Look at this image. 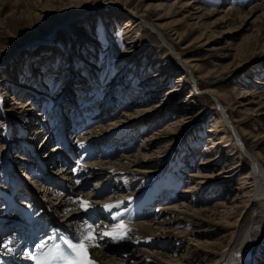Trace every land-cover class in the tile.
Masks as SVG:
<instances>
[{"label":"rangeland","instance_id":"1","mask_svg":"<svg viewBox=\"0 0 264 264\" xmlns=\"http://www.w3.org/2000/svg\"><path fill=\"white\" fill-rule=\"evenodd\" d=\"M107 1L97 0L99 3ZM117 1L112 4L113 7L126 9V17L132 15L139 18L141 23L139 22L137 29L141 31L143 39L140 43L144 42L146 46L143 56L136 59L139 61L135 66H125L127 70L124 74L121 71L124 65H115L125 52L124 44L130 41H126L123 34L126 19H112V13L118 12L117 9L102 4L95 8L93 0H88L84 3V7L88 9L87 14L65 19L75 12L76 6L70 0H0V222H11L5 216L7 212L12 214L14 211L13 205L17 200L10 193L16 186L20 187L22 183L34 185L38 194H46L31 182L38 171L33 169V164L29 168L32 171L30 180L24 176L28 171L25 172L20 163L28 165L32 158L28 157L31 155L27 153L23 140L30 139L34 128H37L38 118L39 122L49 120L52 122L50 127L53 128L52 139L50 136H42L32 148L39 151L51 149L60 139L56 133L62 107L67 110V116L72 108L68 103L76 101L74 111H77V115L80 113L78 118L83 114L88 122L87 128L84 127L79 135L100 136L99 129L96 133L92 132L99 125L106 127L105 130L113 131L111 138L93 144L98 152L97 157L87 163L75 162L82 164L74 167L76 171H80L86 164L96 165L99 161L112 163L130 155L134 157L130 161L142 163L149 174L110 179L111 185L118 188V191L124 188L121 195L127 202L121 209L113 210L116 211L115 214H121L119 220L113 221L108 217L113 212H106L109 222L106 221L105 224L114 226L122 221L127 228H133L136 223L144 222L146 225L165 208L180 206L161 217V222L167 223L165 227L176 222L172 224V228L162 231L163 234L158 233V236L162 234L164 237L162 241H168L170 245L153 243L151 246H141L140 250H135L137 258L156 264L150 258L152 254H163L165 251L175 261L170 264H234L230 255L233 252L230 253L229 249H236V253L242 251L243 261L238 264L246 263L245 256L249 252L246 256L249 264H264V220L262 222L260 219L262 210L258 205L246 209L250 196L245 195L240 184V179L251 173L253 166L245 150L252 151L264 168V139H259L264 136V108H260L261 101L264 102V85L261 84L264 83V11L238 23L236 33L229 36H224L228 26L220 25L215 29L220 11L228 6L248 12L255 3L262 1ZM188 1H193L196 5L183 10V5ZM160 3L174 6L170 11H159L157 4ZM198 6L207 8L206 14L210 12L205 15L203 22L191 18ZM88 20L90 28L85 25ZM147 23L167 34L169 42L178 53H169L161 37L150 30ZM163 25L168 26L164 29ZM175 30L184 36V41L175 39L172 34ZM202 35H205L204 42H195ZM31 42L37 43L26 48ZM178 54L183 59L194 60L192 65H197L198 69L194 68L193 75L187 73ZM168 56L170 69L165 66ZM28 60L31 63L29 67ZM149 64H152L151 67ZM161 69L168 72L166 80L158 77L155 78L157 80L147 81ZM184 73L186 76L178 81L179 76ZM180 85L183 91L173 92ZM249 89L262 92V96L257 99L260 103H256L252 109H257L263 116H254V111H241L239 94L242 90ZM85 90L88 94L79 96L82 100L74 99L75 93ZM191 90H194L193 97H189ZM215 97L222 103L221 107ZM15 101L31 103V108L33 109V105L37 109L26 114L23 106ZM222 110L234 127L232 124L222 123L219 125L220 136L210 138H223V150L220 151L212 147L214 144L208 138V130L214 125V119L221 116L224 119ZM39 112L43 113L41 117L36 116ZM99 115L101 117L97 118ZM76 120L80 122L79 119ZM114 122H117L115 126L112 125ZM27 125L32 132L29 133V130L28 135L21 134L25 132ZM121 126L124 127L123 130L120 129ZM168 126L172 130H167ZM231 128L236 129L235 134L240 136L242 145L236 141ZM88 145H82L78 148L79 151L76 150V154L86 153L84 151ZM226 145L230 146L226 148ZM58 147L56 150L60 152ZM91 149L92 147L87 150L88 154L94 153ZM48 152L53 155L58 153L43 151L46 154ZM64 154L69 159L74 158L73 161L79 158L78 155L75 158L72 153ZM18 156L28 162L19 160ZM210 160L215 161L208 163ZM237 165L241 166L237 170H242L241 176L236 175L233 181H221L224 176H217ZM199 174L214 178L209 177L197 186L201 180L193 175ZM54 176H58V173ZM96 181L97 179L91 178V186H84L80 196H86L97 188L99 183ZM37 185L45 189L41 181ZM109 187L104 186L101 193L105 194L93 200L105 202L113 194L119 196V193L109 191ZM249 189L250 185H246L245 190L249 192ZM10 196L12 199H8ZM20 198L17 197L19 200ZM56 198L58 197L54 196ZM45 199L39 200L43 203ZM260 202L264 205V198H260ZM35 203L37 205V201ZM220 203L222 207L218 209V213L226 216L232 210L230 219L220 221L218 216L212 215L210 207ZM148 204H152L150 215L132 220L131 217H135L137 212L139 216L140 210H144V207L146 209ZM47 206L51 207L50 204ZM56 214L60 220L63 219V213ZM237 220L242 221L241 227L235 223ZM233 232L239 233V241H232ZM254 232L257 237L252 240L250 235ZM129 240L132 238L119 243L128 244ZM245 243L249 249L247 254H244L247 250L243 248ZM259 244L262 245L261 248L258 247ZM252 247H256L257 251L252 252ZM95 249L99 251L100 247ZM164 261L168 263V260ZM115 264L129 263L116 260Z\"/></svg>","mask_w":264,"mask_h":264},{"label":"bare ground","instance_id":"2","mask_svg":"<svg viewBox=\"0 0 264 264\" xmlns=\"http://www.w3.org/2000/svg\"><path fill=\"white\" fill-rule=\"evenodd\" d=\"M87 1L88 0H70V2L73 5L76 6L75 7V12L72 15L70 14V15L66 16L65 19H70L73 15L77 16L79 14L80 15L87 14L88 9L86 7H84V3H87ZM258 1H262V2L255 3V5L248 12H241L239 9H236V8L234 9L233 7H230V6H228L227 9H225L223 11H220L221 12L220 15H219L220 17L218 18L219 20L217 21V24L215 25V29L217 27H220V25L228 26L226 28L225 32H224V36H229L231 34L236 33L235 29H236V25L238 23L245 22L246 18L249 19L250 17H255L257 13L264 11V0H258ZM93 2H94L93 6L95 8H98L99 5L102 4V5H106V6L108 5V7H112L113 9L114 8L117 9L118 12H116L114 14L112 13V17H113L112 19H116L117 20V18L120 19L121 17H122L121 19H123V20L126 19L124 21V24H123L124 25L123 34L126 36V41L129 40L130 43H125L124 44V51L125 52H124L122 58L120 60L118 59L116 65H115V66L124 65L123 68L121 69L122 73L124 74L125 71L127 70V68L125 66L127 64L135 66V63L139 61V60H136V59L141 58V56H143V53L146 51L145 50L146 49L145 48L146 47L145 43L144 42L140 43V41L143 40L141 38V31L137 29V28H139V25H140L141 22L138 20L139 18H136L135 16L127 15L128 17H126V12H125L126 9L124 10V8L122 9L120 7L119 8L118 7H113L112 4L113 3H117L118 2L117 0H108L105 3H99V2H97V0H93ZM192 5H196L195 2L188 1L187 4L183 5L182 9L185 10L187 8H190ZM173 6H174V4L171 5V6H169L167 4H163V3L157 4V8H158L159 11H162V10H169L170 11ZM197 9L198 10H196L195 13H192L191 18H193V20H199V21L203 22V18H205V15H208L210 12H208V14H206V12H207L206 9L207 8H202V7H199V6L197 7ZM203 11H205V13H203ZM201 13H203V15L199 16ZM119 14H122V16H120ZM195 15L197 17H195ZM195 24H197V23H195ZM85 25H86V27L88 26L87 28H90L91 27L90 21L89 20L86 21ZM168 25H170V23H168ZM168 25H166V26H168ZM166 26L163 25L162 28L164 27V29H166ZM149 28H150V30H152L154 33L158 34L161 37V40L164 43L163 45L165 46V48L167 49V51L169 53H171L172 51L173 52L175 51L176 53H178L177 49H175L173 44H171L169 42V40L167 38V34H164L159 29H157V28H155V27H153L151 25H149ZM172 34H173L174 37H176L175 38L176 40L180 39V42L185 40L184 36L181 35L180 33H178L177 30H175ZM204 37H205V35H202L201 37H199V39L197 38L198 41H195V42H200V41L204 42ZM36 43L31 42V44H29V46H27L26 48H29L30 46H34V44H36ZM26 48H24V49H26ZM230 48H232V46H230ZM24 49H22V50H24ZM178 56H179V54H178ZM179 57H180V60L182 62L181 64L184 65L187 73L189 75H193L194 74V68L198 69L197 65H192V62L194 60H192V59H183L181 55ZM168 59H169V56L166 57V60H165V64L166 65L165 66L170 69V66H168L169 65V60ZM27 64H28V67H29V65L31 64L30 60H28ZM111 65L112 64H109V66H111ZM151 65L152 64H149L150 67H151ZM150 67H148V68H150ZM185 76H186L185 73L183 75L179 76V80L178 81L183 80V78ZM158 77H163L164 80H166L167 77H168V72H166V69L158 70L156 73L152 74V76H150L147 81H153V79L158 78ZM155 80H157V79H155ZM183 82L185 83V81H183ZM183 82L181 81V83H183ZM143 83H144V81H143ZM261 84L264 85V83H261ZM181 86L182 85H180L177 88H175V89H178V90L177 91H173V92H179V90L181 91L182 90ZM193 91L194 90H191L189 97H193L194 96V92ZM261 93H262L261 91L260 92H256V90L251 91L250 89L249 90H244V91L242 90L240 92V94H239L240 95L239 98L241 99V101L239 102L240 103V108L242 109L241 111H243L244 113L254 111V114H255L254 116H257V117L263 116L264 113L262 114L257 109H254V110L252 109L256 103L257 104L260 103V101L257 100V99H258V96L259 97L262 96ZM215 99L217 100L216 97H215ZM217 102L219 103V105L222 104L219 100H217ZM15 103L16 104L18 103L19 105H22L23 106L22 108L25 109L24 112H26V114L29 113L32 110L31 103L29 104V103H23V102H19V101H15ZM261 103L262 104H261L260 108H264V102L261 101ZM103 109H104V107H103ZM66 111L67 110L62 107L61 115H59L60 118H61V121H60V124H61L60 126L61 127L59 128V135L61 136L60 137L61 144L59 142L58 149L60 150L61 153H57V154L53 155L52 153L48 152V154H47L48 155L47 156V160L48 161L52 160V161H54V164H56L58 170L55 173H58V176H54V175L50 174L49 172L42 171V169H40L41 164L38 161L36 164L38 166V163H39V167H38L39 171L35 172L34 179H31L32 184H33V182L36 183V184L37 183L39 184V182L41 181L42 182V186L45 187V189L43 190V192H46L45 197L47 199H49L51 201H55V202H52L51 207L47 206L48 203L46 204L45 202H43V203L40 202L39 194L35 191V188L33 187L34 185L33 186H31V185L29 186V185H27L25 183H22L20 185V187L16 186L17 188L15 187L14 188L15 190H12L13 192L10 193V194H12V197H13V195H15L14 197L17 200V197H19V195H20L19 191L23 190V189H27L28 192H26V194L28 193V195H30V197L32 198L31 200H33L35 202L37 201V205L30 206L27 209L22 208V205H23L22 202H20V203L16 202L13 205V210H14L13 213L14 212H21L25 216L26 215L29 216L30 213L31 214H36L37 218H39L40 220L45 221L46 223L56 227L57 229L62 230V228H65V229H71L70 231H72L75 228V231L77 232V229H80V228L85 226L84 225V217H85L84 214H85V212H82L79 209L78 204L75 203L74 201H77L78 199H83V200L90 201L92 207H91L89 212H93L94 211V213L96 215L103 217V216H105V213H106V211H104V209H103L104 205H106V204L107 205H117V204H119L120 205L119 208L121 209L123 207V205H125V203L127 202L123 198V195H121V193L123 192L124 188H122L121 191H118V188H116V187L111 185L110 179L116 178V177L124 178V177H128V176L131 177V178H134V177H137V176H140V175L149 176V174L146 173L147 172V168L142 166L143 165L142 163H137L139 161H137V162L130 161L131 158H134L133 156H130V155H128V157L127 156L123 157V158L121 157L116 162H112V163H108V162L99 163L101 161L96 163V165H94V164L93 165H90V164H86L85 165V163H84L83 164V165H85L84 168L82 167V169H79L80 171H76V169L74 168L75 167L74 164H75L76 161H79V162L83 161V162L87 163V162L90 161V159L93 158V154L92 153L88 154V153H83L82 152L84 154V156H83L82 153L76 154V148H80L82 145H85V143L89 144V145H93L96 142H99L100 140H107V139L111 138V133H113V131L110 132V131H108V129L105 130L106 127L99 125L92 132H95V131L97 132V131L100 130L99 131L101 133L100 136H98L99 134L98 135L97 134L96 135L92 134V135H89V136L87 134V136H81L80 138H77L76 141H73L74 144L70 143V145H72V146L66 147V143L70 139V137L68 136V129L65 128L66 121H67L66 120L67 116H65V113H68ZM222 112H223V110H222ZM223 114H224V119H223V116H221L220 118L214 119V125L212 127H210V129L208 130L209 134H210L209 137H208L209 139L213 138L214 136H218V137L220 136V134H219L220 133L219 132V129H220L219 125L220 124H222V123L223 124L224 123L232 124L230 118L227 117L226 113L223 112ZM100 117H101V115H99V117H97V118H100ZM39 119L40 118H38V120ZM38 120H36L37 128L36 129L34 128L33 134L31 135V137H29L30 139H24L23 140V145L25 146L26 150L30 149V147L32 148L35 145L36 140L38 138L40 139L42 136L47 138V136L50 134L49 138L52 139V133H51V127H50L51 126L50 125L51 121L43 120V121H40L38 123L37 122ZM229 122H231V123H229ZM63 123H64V127L62 125ZM116 123L117 122H114L113 124L112 123L111 124L113 126H115ZM119 123L120 122H118V124ZM135 124H136V122H135ZM228 126H231V125H228ZM232 127H234L233 124H232ZM171 128H172L171 126H168L166 129L169 130ZM49 129H50V131H49ZM120 129L123 130L124 127L121 126ZM231 130L234 132L235 138L237 139V137H236L237 135L235 134L236 133V129L235 128H231ZM218 137L217 138L215 137L213 140H211V139L210 140L213 141V144H214L212 147H215L216 149H219L221 151V149L223 150V147H222L223 146V144H222L223 138H218ZM259 139H264V136L259 138ZM236 141L238 142V140H236ZM238 143L240 145L243 144V143H240V142H238ZM75 144L78 145V146L77 147L73 146ZM228 146H230V145H226V148H228ZM62 150H64V151H62ZM64 152L68 153V154L72 153L73 155H75V158H77L76 155H78L79 158L77 160L73 161L72 159H74V158H72V159H69V157L67 158L65 156ZM245 152L247 154L248 159H250V161L252 162V165H253L252 169L250 171L251 173L246 174L245 176H243L240 179L241 180L240 184L242 185L241 189H244L245 195H249L250 196L245 207L248 210V209H251V208H253V207L258 205L260 207V210H262L261 214H263V215H262V217H260V219L263 222V220H264V205L261 204L260 198H264V168H263L262 164L260 163V161L257 159L256 155L252 151L248 152V151L245 150ZM87 155H89L88 158H87ZM17 158H19V156ZM86 158H87V160H85ZM59 160H63V162L59 163ZM214 161L215 160H210L208 163H213ZM27 164L30 165V167L28 165L24 164V163H20V166L24 167L23 169L25 171H29L32 168V164L29 163V162ZM59 164H63V165L60 166ZM79 164H81V163H79ZM34 165H35V163H34ZM240 167H241L240 165H237L236 167H233L231 169L225 170L224 172L218 174L217 176H219V175H223L224 176V177H222L220 179L221 181H224V180L225 181L226 180L233 181V179L236 177V175H238V177L241 176L240 172L242 170H240L239 172L237 171V170L240 169ZM23 173H24V171H23ZM44 174H45L44 177H39L40 175H44ZM193 176H195V177H197V178H199L201 180V182L199 184H197V186L202 184L203 180L205 181V179H208L209 177L214 178V176H210V175L203 176V175H200V174L199 175H193ZM91 178L97 179L96 182H98L99 185H97V188L93 189L92 192L90 191L91 192L90 194H87L86 196H84V195L80 196L81 189L84 186H89V185L91 186ZM74 179L75 180L78 179L79 183H77V182L75 183ZM29 180H30V178H29ZM246 185H250V189H249L250 191L249 192L245 190ZM64 186H67V188L69 189V193L70 194L66 193V189L64 188ZM104 186H106V187L110 186L111 190H110V187H109L108 188L109 191H111V192L115 191V192L119 193V196H117V195L115 196L113 194V196H111L110 199L106 200L105 202H100V201H97V200L94 201L93 199L100 198L103 194H105V193H101ZM2 195H3V193H2ZM54 196H56L58 198L54 199ZM12 197L10 196V198L8 197V199H12ZM8 199H6V201H8V203H9L10 200H8ZM236 199H237V197H236ZM92 200H93L94 203L92 202ZM154 202H156V201H154ZM231 202H234V201H231ZM147 203H148V201H147ZM9 206H11V205L9 204ZM151 206H152V204H148L146 209L144 207V210L143 209L140 210L141 212H140L139 216H137V214H138V212H137L135 217H133V216L131 217L132 220L137 219V218L139 219L140 217L141 218H145V216L147 217L148 215H150L151 208H152ZM177 207L179 208L180 206H177ZM177 207L176 206L173 207V208H168L167 207L163 211L158 212L156 214L157 216L155 217L154 220L151 221V223H148L146 225L144 224V222L143 223H136V224L133 225V228H128V229H130V231L128 233V238H132L131 241L129 240L130 242L128 244H126V243L122 244V243L117 242L118 243L117 245H113L112 241L107 240V239L99 241V243L101 244V247H100L99 251H97L95 248L91 249L92 258L96 261V264H115L116 260H119V261H123L124 260V261H127L129 264H152L151 263L152 261L146 263V261L144 262L140 258H137L138 256L135 253V250H140L139 247H141V246H148V245L151 246L153 243H156V244L164 243L165 245L166 244L170 245V242L168 243V241H162V240H164V237L162 236V234H163L162 231L168 230L169 228H172L173 227L172 224H175L176 222L173 221V222H171L169 224L170 227H165L164 225L167 224V223H163V221L161 222V217L165 213L166 214H167V212L169 213L171 210L175 211L177 209ZM220 207H222L221 203L220 204H215L213 207H210L209 210L211 212H213V214H212L213 216H216V217L218 216V219L220 221L224 220V219H230L231 218V214H232V212H231L232 210H230V212H228V214L226 216H224V215H221V214L218 213V209ZM68 209H72V211H68ZM115 209H118V208H113L111 212H113V210H115ZM138 209H140V208H138ZM2 211L3 210H1V212ZM57 212L63 213V216H62L63 219L62 220H60L57 217V214H56ZM115 212H113L112 214L114 215ZM2 215H4V214H2ZM110 216L108 215L109 218H110ZM82 219H83V221L81 222L80 220H82ZM153 221H154V224L152 225ZM107 222H109V220ZM241 222L242 221L237 220L235 223H237L238 226L241 227ZM78 223H80V224H78ZM88 223H90V222H88ZM103 224H105V221H104ZM3 225H6L5 222H1L0 223V230H1V228H5V226H3ZM95 225L97 226L96 227V231L98 233L102 232V231H105V230H109L110 231L112 229V227L115 226V225L114 226H110V225H107V224L102 225L101 223L100 224H95ZM17 226L18 225L16 223L12 228H16ZM100 226H103V227L100 228ZM154 226H156V228H154ZM159 232H161L162 234H160L158 236ZM239 232H241V231H239ZM235 234H236L235 232H233L231 234V236H232L231 239H232V241L234 240V241L237 242V241H239V239L237 237L239 233H237L236 235ZM256 237H257V233H255V232L251 233L250 239L255 240ZM130 243L133 244V245L130 246ZM172 243L173 242H171V244ZM246 245H247L246 243L243 244V248L247 249ZM6 246L7 247L12 246L11 240H9L8 243H6ZM112 246H115L114 250L112 249ZM258 247L261 248L262 245L259 244ZM17 248H19V245L15 244L14 248L11 249V250H15ZM255 248L256 247H252V252H255L254 251V250H256ZM229 250H230V253L233 252L230 255L232 256V261L234 262V264H238L241 261H243L242 253H241L242 251L239 253V256H237L236 249H234L235 251L233 249L232 250L229 249ZM246 252L248 253L249 249H247L244 254H247ZM137 253H139V252H137ZM152 255L153 256H151L150 258H153L155 260L156 264H170L172 262H175L173 259H170L173 256L169 257L166 254L165 251H164L163 254L155 253V254H152ZM246 256H245V260H246L245 264H249L250 262H249L248 258H246ZM226 258H228V257H226ZM163 259L164 260H168V263H165V261ZM177 262H179V260Z\"/></svg>","mask_w":264,"mask_h":264},{"label":"snow or ice","instance_id":"3","mask_svg":"<svg viewBox=\"0 0 264 264\" xmlns=\"http://www.w3.org/2000/svg\"><path fill=\"white\" fill-rule=\"evenodd\" d=\"M79 183V181H76ZM78 204L82 212L88 213L92 207L91 202L83 199L74 201ZM120 205H104L106 212H111L113 208H119ZM72 211V209H68ZM112 220H119L120 214L116 213L110 217ZM84 227L77 229L78 235L68 236L59 235L50 236L47 240H39L30 250L22 253V256L30 261V264H96L92 258L91 249L101 247L99 241L110 240L119 242L128 239V229L121 221L112 229L102 232L96 231V225L84 221ZM58 231V230H57ZM58 242L49 247V240H57ZM47 248V251L45 249ZM38 250V251H35ZM11 251V249H9ZM239 256V253H237Z\"/></svg>","mask_w":264,"mask_h":264},{"label":"water","instance_id":"4","mask_svg":"<svg viewBox=\"0 0 264 264\" xmlns=\"http://www.w3.org/2000/svg\"><path fill=\"white\" fill-rule=\"evenodd\" d=\"M219 106H221V105H219ZM229 123H231V122H229ZM236 137H237L238 142L242 143L241 139H240V136L237 135Z\"/></svg>","mask_w":264,"mask_h":264}]
</instances>
